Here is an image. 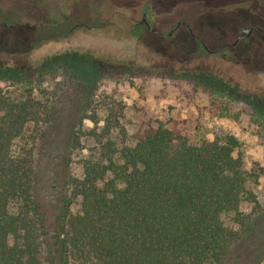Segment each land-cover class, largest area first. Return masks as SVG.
<instances>
[{"label": "trees", "instance_id": "1", "mask_svg": "<svg viewBox=\"0 0 264 264\" xmlns=\"http://www.w3.org/2000/svg\"><path fill=\"white\" fill-rule=\"evenodd\" d=\"M108 75L73 52L0 67V264H264V165L188 118L127 135Z\"/></svg>", "mask_w": 264, "mask_h": 264}, {"label": "rangeland", "instance_id": "2", "mask_svg": "<svg viewBox=\"0 0 264 264\" xmlns=\"http://www.w3.org/2000/svg\"><path fill=\"white\" fill-rule=\"evenodd\" d=\"M145 10L146 22L164 35L176 20L188 22L209 49L232 42L244 25L264 40V0H0V67L87 54L115 74L98 83L95 100L124 108L127 135L150 120L188 118L207 139L239 140L247 170L263 166L264 126L253 108H264V47L247 55L240 43L207 54L180 36L187 34L183 27L167 39L144 30L138 22ZM263 185L260 178V197Z\"/></svg>", "mask_w": 264, "mask_h": 264}, {"label": "flooded vegetation", "instance_id": "3", "mask_svg": "<svg viewBox=\"0 0 264 264\" xmlns=\"http://www.w3.org/2000/svg\"><path fill=\"white\" fill-rule=\"evenodd\" d=\"M147 10H148V6H147ZM145 13H146V10L142 14V18H141L140 22H138V25L142 26V28H144V30H146L147 32H150V34H154L157 37H165V39H167L168 37L173 35V32H177L179 30V28L183 27L186 29L187 34H189L190 38L193 40V42L190 43V46L192 47V49L194 47L195 50L200 49L201 51H203L204 53H207V54H217L221 51H224L225 49H227L230 46L232 48H235L240 43H243L248 47L247 55H249V53H248L249 48H251L253 46H256L258 49H261L264 47L263 46V41H264L263 39H261L259 37L252 36V34H253L252 32L255 29L254 26L244 25L243 27L239 28L237 32H235L234 40L232 42L224 44V45L222 44L217 49L216 48L209 49L203 45L202 39H200L195 34L196 31L195 30L193 31L191 29L190 24L188 22L183 21V20H176V24L172 28H170V30L168 31V33L166 35H164L158 29L152 28V27H156L158 24L153 23L152 25H149L146 22ZM180 36L186 37V35H183V34L182 35L180 34ZM250 37H252V38H250ZM247 40H250L251 44H250V42H247Z\"/></svg>", "mask_w": 264, "mask_h": 264}, {"label": "crops", "instance_id": "4", "mask_svg": "<svg viewBox=\"0 0 264 264\" xmlns=\"http://www.w3.org/2000/svg\"><path fill=\"white\" fill-rule=\"evenodd\" d=\"M164 19H167V18H164ZM164 19H163V20H164Z\"/></svg>", "mask_w": 264, "mask_h": 264}]
</instances>
